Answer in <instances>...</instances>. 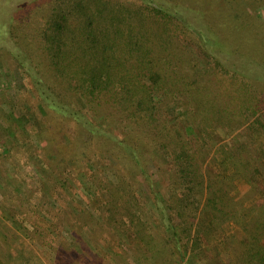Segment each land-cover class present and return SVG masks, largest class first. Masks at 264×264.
<instances>
[{
    "label": "trees",
    "instance_id": "1",
    "mask_svg": "<svg viewBox=\"0 0 264 264\" xmlns=\"http://www.w3.org/2000/svg\"><path fill=\"white\" fill-rule=\"evenodd\" d=\"M41 4L46 5L47 14L43 22H37L39 18L36 17L42 12L38 9ZM24 7L29 13L25 8L18 9L9 26V35L16 47L20 45L12 56L32 80L37 102L27 109L26 101L19 100L18 107L24 116L36 122L55 116L78 127L76 143L80 147L72 157L76 158L73 164L78 169L75 179L81 184L85 175L92 190L88 204L95 209L88 218L82 217L80 223L88 224L91 218L97 221L94 216H99L102 223L117 229L124 240L136 242L141 255L151 257L156 264H190L189 256L201 250L200 221L204 216H209L216 227L238 221L236 205L220 193L225 192V186L242 180L251 187L252 194L261 199L244 211H248V219L240 228L245 237L232 247L231 263L264 264V161H257L252 153L259 132H264V126L256 128L258 120L264 118V95L256 87L257 79L221 62L217 57L219 39L212 37V46L204 29L189 30L187 16L180 14L174 18L169 8L153 0H36ZM226 9L230 14L236 10L234 0H228ZM174 27L178 34L184 38L186 35L192 45L186 47L177 35L174 36ZM262 36L264 30L255 34L251 43L259 41L263 45ZM234 37V41H226L232 49L247 45L244 50L251 51L247 32L234 34ZM202 39L209 46L204 53L210 65L230 79L235 95L221 94L218 83L191 81L184 71L190 63L197 65L192 46L200 48ZM155 75L160 77L156 82L152 81ZM170 78L172 82L166 85V79ZM164 90L177 102L175 110L186 113L181 119L185 128L179 133L174 127L169 128L156 112V93ZM224 96L229 97V102H223ZM0 117L3 118L1 111ZM249 123L258 132L242 130L247 144L219 146L221 159L232 173L218 183L215 180L219 176L214 170L203 172L200 161L203 141L211 139L208 132L212 128L241 129ZM7 125L8 121L3 124L6 133L0 131V145L5 154L15 149L8 148L5 142L16 139L17 134L12 125ZM198 130L202 143L192 145L189 136ZM146 139L155 144L149 147ZM42 143L44 145L43 140ZM22 144L30 157L28 161L19 158L18 164L34 161L35 151L39 153L37 146L30 141ZM260 149L257 144V151ZM163 151L167 154L169 168L162 179L169 186L166 195L155 187L156 172L151 167L156 153ZM123 165L128 166L132 181L138 180L137 184L143 183L151 191L153 196L145 203H151L160 239L153 233L148 207L140 206L138 194ZM59 166L54 170L56 174L53 172L55 178L43 181L50 182L48 186L56 188V180L69 183L67 176L72 172L64 176L68 166ZM216 184L221 185L215 187ZM55 190L52 196L60 194ZM0 194L7 197L1 188ZM48 198L41 194L38 203L33 205L37 208L43 204L48 206ZM34 199L20 198L17 203L23 209L31 206L30 201ZM54 199L59 201L58 197ZM86 213L83 210V214ZM51 216L52 211L45 213V217ZM58 219L59 214L53 217V221ZM6 224L1 223L0 228L10 248L0 247V261L3 264H10V261L45 264L32 250L29 253L20 248L15 239H23L22 233L15 231L10 239L11 228ZM24 231L29 236L30 233ZM35 233L39 239L46 237L44 229H36ZM203 262L208 261L203 258Z\"/></svg>",
    "mask_w": 264,
    "mask_h": 264
},
{
    "label": "rangeland",
    "instance_id": "2",
    "mask_svg": "<svg viewBox=\"0 0 264 264\" xmlns=\"http://www.w3.org/2000/svg\"><path fill=\"white\" fill-rule=\"evenodd\" d=\"M35 1L0 0V24L2 25L1 28H3L0 33V111L3 116V118L0 117V131L3 134L7 132L3 124L8 121L7 126L12 125L14 132L17 133L16 139H8L5 142L8 148L15 149L5 154L3 153L4 149L2 150L0 145V188L7 195L5 198L0 194V226L1 223H7L6 226L11 228L9 231L11 240L15 231L19 234L22 233L23 239H15L19 243L20 248L29 253L32 250L45 264H156V261L151 257L147 258V256L141 255L138 250L139 246H135L136 242L131 243L129 240H124L117 229L109 228L102 223L99 216H94L97 221L91 218V222L88 224L80 223L82 217L88 218L89 214L95 213V209L88 204V201H90L88 197L92 195V190L90 184L87 183L85 175H80L82 176L81 184H78L75 179L78 169L73 164L76 158L72 157L77 153L76 149L80 147L78 146L79 143H76L78 142L79 132L75 123L71 121L64 123L55 116H47L36 122L30 117L24 116L18 107L19 100L23 101V99L26 101L25 107L27 109L31 105H35L37 94L35 89L32 88V80L29 79L26 73H23L22 68L18 67L13 59L12 54L18 51L20 45L16 47V44L11 41L9 26L14 20L13 15L17 13L19 8H25L28 14L29 10L24 6H28L29 3H34ZM153 1L164 8H169V11L173 12L174 18L180 14L187 16L190 19L189 30H194L196 27L204 29L208 33H204V35H209L208 39L212 41V46L214 41L211 38L219 39L217 57L221 62L243 75L256 78V87L264 95V42L263 45L259 41H256L255 44L251 43L253 36L257 33H263L264 30V0H234L236 10L232 14L226 9L228 0L227 2L226 0H224L225 2L222 0ZM40 6L38 9L42 12L39 17H36L39 18L37 22H43V18L47 14L46 5L41 4ZM30 13L33 15L31 10ZM229 21L233 22V24ZM173 30L174 36L177 35V38L185 46L192 45L186 35L184 38L182 34H178L176 27ZM242 32L248 33V39L246 40L250 41L247 44L252 47L251 51L246 52L244 50L247 45L235 46L237 50H234L230 47L229 42L226 43L230 39L234 41V34ZM207 45V41L204 42L202 39L199 44L200 48L192 46V52L194 51L195 55L194 63L196 62L197 65L194 66L190 63L184 71L191 81L218 83L217 89H219L221 94L228 95L230 93L231 96L235 95L230 79L223 75L222 72H219L214 65H210L209 58L205 56L209 47ZM159 79L158 75L152 77L154 82ZM168 82H172V79H166V85L169 84ZM165 92L164 90L156 93V112L162 120L169 124V128L173 129L174 127L176 133H179L185 128V124L182 123L181 119L186 117V113L179 112V109L175 110L177 102ZM207 96L209 97L208 94ZM222 100L223 102H229V97L224 96ZM234 110L237 112L238 109L234 108ZM263 119L258 120L259 123L256 126L258 130L264 126ZM177 122H181L180 125H177ZM242 130L253 134L256 131L258 132V130L251 128L249 123L241 129L222 126L212 128L208 132V136L211 139L203 141L204 143L201 142L199 130L193 131L192 135L189 136L192 145L202 143L203 154L200 155V161L203 172L207 173L208 169L214 170L219 176L215 180L218 183L228 179L227 177L232 173V169L224 164L221 159L219 146L230 145L231 147H238L242 144H247L248 140L242 136ZM1 135L0 138H2ZM258 137L257 143L254 144L256 149L252 153L257 161H264V132H259ZM146 140L149 147L155 144H152L149 139ZM29 141L37 146L39 153L35 151L36 157L34 161L29 160L27 164H18L19 158L28 161L30 157L24 150L23 144L21 145V143L28 144ZM257 144L261 148L259 151H257ZM98 148L96 147L97 152H99ZM156 155L151 164L152 169L156 172L155 187L160 188L161 191L163 190L166 195L169 186L162 179L164 178L163 173L166 174L164 171L166 169L169 171L166 159L167 154L163 151L161 154L156 153ZM59 164L68 166L64 171V176L69 174L70 171L72 174L70 173L67 176L69 183L63 184L62 181L56 180V188H53L48 186L50 182L43 181L55 178L56 172L54 170L61 167ZM71 164L73 167L69 166ZM122 168H126L124 172L127 178L132 181L129 177V169L127 170L128 166L123 165ZM205 177L207 178V175ZM132 183L135 192L138 194L140 206L147 205L148 207L145 206L148 210L147 213L151 217L150 222L153 221L152 231H154L153 233L156 236L153 208L151 203L149 205L145 203L151 200L153 195H151V191L145 184H137L138 180H133ZM218 185L221 184H216L215 187H218ZM54 190L56 193L59 192L60 196L56 194L52 196L51 193ZM41 194H44L47 198L49 197L50 204L48 206L43 204L42 207L37 208L33 204L38 203ZM220 194H223L226 199L236 205L239 212L238 221H229L216 227L211 224L209 216H204L200 221L203 230L201 250L189 256L190 264H232V247L240 244L245 237L240 228V224L248 219V211H244L250 208L252 203L255 204L261 199V196L252 194L251 187L242 180L234 181L225 186V192ZM25 197L36 199L30 201L31 206L22 209L17 202L18 199ZM56 197L59 198L60 202L54 199ZM206 197H208L207 194ZM64 198L67 200L65 201ZM46 210L52 211L53 216L45 217ZM83 210L88 213L83 214ZM58 214L59 219L53 221V217ZM34 223L35 226L33 225ZM36 229H44L46 237H40L39 239L35 233ZM24 230L30 233L29 236ZM0 235L3 238V240L0 238V247L5 248L7 246V248H10L7 241H4L7 238L1 228ZM157 237L159 238L158 235ZM34 239L35 242L31 241ZM14 244L17 246L16 243ZM203 258H206L208 262L202 263ZM0 264H3L2 260ZM10 264L14 263L10 261Z\"/></svg>",
    "mask_w": 264,
    "mask_h": 264
}]
</instances>
